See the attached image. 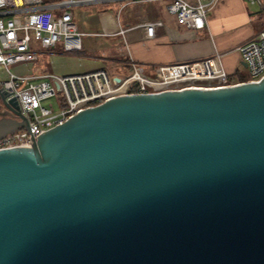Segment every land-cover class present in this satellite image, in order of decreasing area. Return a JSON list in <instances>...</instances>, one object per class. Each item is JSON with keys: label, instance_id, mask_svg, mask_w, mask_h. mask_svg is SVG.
Masks as SVG:
<instances>
[{"label": "water", "instance_id": "obj_1", "mask_svg": "<svg viewBox=\"0 0 264 264\" xmlns=\"http://www.w3.org/2000/svg\"><path fill=\"white\" fill-rule=\"evenodd\" d=\"M8 96L0 138L29 130ZM0 264H264V77L119 95L0 149Z\"/></svg>", "mask_w": 264, "mask_h": 264}, {"label": "built area", "instance_id": "obj_2", "mask_svg": "<svg viewBox=\"0 0 264 264\" xmlns=\"http://www.w3.org/2000/svg\"><path fill=\"white\" fill-rule=\"evenodd\" d=\"M248 1L262 5L260 0ZM218 2L170 0L167 11L187 29L209 31V13ZM78 3L77 0L54 4L45 0H0V66L5 74V78L0 77V87L9 94L7 99H16L29 123V130L23 128L0 138V149L30 146L32 137L62 124L87 107L119 95L229 86L264 77V28L239 47L242 62L247 65L245 77L229 74L218 51L203 60L161 65L151 72L132 59L124 74H113L107 68L69 75L12 71L10 64L33 63L40 50L48 51L58 44L68 53L82 50L86 34L69 10ZM52 7L61 8L62 13L56 15ZM160 26L161 21L143 22L135 39H153ZM125 31L121 29V33ZM49 99H55V103L44 105Z\"/></svg>", "mask_w": 264, "mask_h": 264}, {"label": "crops", "instance_id": "obj_3", "mask_svg": "<svg viewBox=\"0 0 264 264\" xmlns=\"http://www.w3.org/2000/svg\"><path fill=\"white\" fill-rule=\"evenodd\" d=\"M45 1L54 4L62 0ZM77 1L79 3L69 10L86 35L82 39V50L74 54L96 58L102 64L116 62L122 74L129 69L130 59L151 72L161 65L203 60L218 51L229 74L245 77L247 70L241 71L246 67L239 47L264 28V0H260L262 5L248 0H219L209 13V31L190 30L178 24L167 11L170 0ZM52 10L56 15L62 13L61 8L52 7ZM145 21H161L162 26L156 29L153 39L140 41L135 35ZM121 29L126 31L121 33ZM53 52L71 54L62 44L48 51L40 50L32 63L36 68L26 74L54 73L49 70L48 63L49 54ZM100 68L108 69L105 64Z\"/></svg>", "mask_w": 264, "mask_h": 264}, {"label": "rangeland", "instance_id": "obj_4", "mask_svg": "<svg viewBox=\"0 0 264 264\" xmlns=\"http://www.w3.org/2000/svg\"><path fill=\"white\" fill-rule=\"evenodd\" d=\"M43 56L44 55L41 56L42 59ZM43 60L45 63L46 59L44 58ZM48 63H49V70L59 75L78 74L100 68L104 64L105 67H108V69L113 74L115 73L122 74L121 71L118 70L119 64H117L116 62L108 61L102 64V62H100L96 58L80 56L74 53L71 54H65L61 52H59L58 54L56 52L50 53ZM223 64L225 67L224 61ZM36 66L32 65V63L10 64L11 70L20 74H26L30 70L36 68ZM241 71L245 73L246 69H242ZM0 77L2 79L5 78V74L1 66H0ZM51 103H55V99H49L43 102V104L46 106H50Z\"/></svg>", "mask_w": 264, "mask_h": 264}]
</instances>
